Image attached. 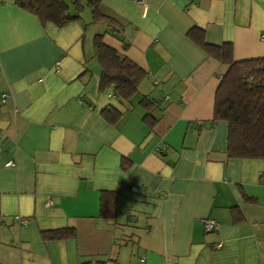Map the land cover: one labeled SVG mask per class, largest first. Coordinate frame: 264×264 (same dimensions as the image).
Instances as JSON below:
<instances>
[{
	"label": "crops",
	"instance_id": "0c3cea01",
	"mask_svg": "<svg viewBox=\"0 0 264 264\" xmlns=\"http://www.w3.org/2000/svg\"><path fill=\"white\" fill-rule=\"evenodd\" d=\"M15 2L0 0V264H264V160L227 157L213 122L227 66L187 36L262 58L264 0H102L115 25L85 9L63 27ZM96 35L146 73L130 101L98 91ZM101 192L117 195L113 219ZM59 230L74 237H42Z\"/></svg>",
	"mask_w": 264,
	"mask_h": 264
},
{
	"label": "trees",
	"instance_id": "16d2710c",
	"mask_svg": "<svg viewBox=\"0 0 264 264\" xmlns=\"http://www.w3.org/2000/svg\"><path fill=\"white\" fill-rule=\"evenodd\" d=\"M102 0H75V14L63 0H16L15 4L34 15L42 26L48 23L57 27L79 21L81 14L87 9L92 23H108L116 21L100 12ZM187 36L196 43L208 57L226 65L225 74L219 79L214 93L213 122H226L227 157L229 159L264 160V57L234 61L232 45L225 43L213 46L205 43L203 31L192 28ZM94 54L101 68L98 91L103 93L109 89L122 101H130L137 93L138 87L145 79L146 73L126 57H121L116 50L103 42V37H94ZM139 105L145 110L143 118L148 127H152L151 117L153 103L146 97L141 98ZM109 123L116 124L121 114L116 109L101 111ZM116 193L101 192L100 217L113 219L116 214ZM235 218V209H231ZM239 222L241 219H235ZM45 240H62L74 237L73 231L59 230L42 233ZM97 264H107L98 262Z\"/></svg>",
	"mask_w": 264,
	"mask_h": 264
},
{
	"label": "built area",
	"instance_id": "2783aa9c",
	"mask_svg": "<svg viewBox=\"0 0 264 264\" xmlns=\"http://www.w3.org/2000/svg\"><path fill=\"white\" fill-rule=\"evenodd\" d=\"M144 0H135V2L139 5H143ZM261 40L264 41V35L261 36ZM57 69V67H56ZM6 98V94L2 95V100ZM163 149V146H158L157 150L158 151H161ZM13 164L12 163H7V166H12ZM25 221L24 220H20V223H24ZM202 225H203V228H204V231L207 232V233H211V232H215L218 230V224L214 221V220H211V219H203L202 221ZM222 246V240H217L216 244L214 245V248L215 249H219L220 247Z\"/></svg>",
	"mask_w": 264,
	"mask_h": 264
}]
</instances>
